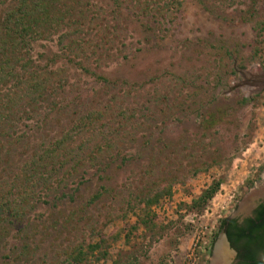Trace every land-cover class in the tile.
<instances>
[{
    "label": "rangeland",
    "instance_id": "374dc122",
    "mask_svg": "<svg viewBox=\"0 0 264 264\" xmlns=\"http://www.w3.org/2000/svg\"><path fill=\"white\" fill-rule=\"evenodd\" d=\"M57 1L87 17L45 27L30 70L1 62L23 80L0 104V264H212L221 221L264 186V0ZM71 133L76 159L46 175Z\"/></svg>",
    "mask_w": 264,
    "mask_h": 264
},
{
    "label": "trees",
    "instance_id": "16d2710c",
    "mask_svg": "<svg viewBox=\"0 0 264 264\" xmlns=\"http://www.w3.org/2000/svg\"><path fill=\"white\" fill-rule=\"evenodd\" d=\"M15 2L18 4L17 9L7 12L3 18V24L0 25V30L3 32L14 31L17 35L14 34L15 36L9 39L6 36L3 37V44H0V66L1 62L5 60H7L6 62L12 61L10 58L14 56L16 63H20L23 60L25 61L23 66L27 71L30 70L31 58L28 57L27 59L23 57V52H21V50H24V54L27 55V52L32 50L33 45L42 40L41 38L44 35L45 27H49V29L54 28V30L57 31L59 27L65 26V20L68 17L71 18L70 20L77 19L75 23H79L81 19L87 17L86 12L88 11L87 9L82 10L79 12L80 16L74 18V12L66 8V5H61V7H59V5H57V0H16ZM156 2H163L162 8H168V10H171L173 6L179 7L182 5L181 0H146L144 4H147V7L145 9L154 10L152 6H154L153 4L156 5ZM96 18L98 17H95V15L90 17L91 23H94L97 20ZM69 35L70 33L59 35L58 41L62 42L64 38L69 37ZM76 42L80 45V42ZM83 54L85 55V51H83ZM9 68L10 69H7L1 66L0 69L1 106H4L2 97L3 92H7L5 93V97H9L12 95L10 93L11 85L14 84V82L20 83L23 80L20 76L22 75L20 71H17V73L14 72L15 67L13 68L12 65ZM27 79L30 80V82H28L29 88L33 84V88L39 90L40 85L36 81L37 74L35 72L31 71V76L30 78L28 76ZM26 82L27 81H24L23 83ZM9 83L11 84L9 85ZM12 99L13 98H11V100ZM11 100L8 101L12 102ZM3 117L4 114L0 112V122L3 121ZM90 118H93L92 115L89 116L88 120H92ZM77 126L75 130L80 133L86 129L88 124L81 122ZM73 139L74 135L71 133L66 134L61 139L54 140L51 146L44 152V156L39 158V162H43L47 159L58 160L56 164L57 167H54V169H52L53 171L51 170L46 173V175L51 176V174H56L57 170H61L64 166L68 165L70 161L76 159V156L73 155V150L68 147V144ZM39 162L36 161L35 164L39 165ZM55 168H57V170ZM46 175L40 174V178H44ZM216 190L217 187L213 188L207 194L205 193V195L199 200H196L194 204L196 205L199 204L200 201L205 202V200L211 199ZM155 202H157V198L151 199L147 197L141 200L140 204L144 211H147ZM255 216V218L247 220L242 226L238 225L236 221H232L226 230L230 242L239 250L240 264H263L257 260L256 255L259 249H264V205L260 206ZM227 221L228 219H223L221 223L225 225ZM78 253L77 256L70 254L71 256L66 260V264H83L87 260L88 253L84 252L83 249Z\"/></svg>",
    "mask_w": 264,
    "mask_h": 264
},
{
    "label": "flooded vegetation",
    "instance_id": "af4514ba",
    "mask_svg": "<svg viewBox=\"0 0 264 264\" xmlns=\"http://www.w3.org/2000/svg\"><path fill=\"white\" fill-rule=\"evenodd\" d=\"M261 77V78H260ZM258 78H260V83L262 85H264V72L260 73V74H257V77H256V81H258ZM258 93V92H257ZM261 94H264V89L261 91ZM258 94H256L257 96ZM264 199V197H262ZM263 199H260V200H257L256 203L258 202V204L256 206L253 207V205L250 207V209L247 211V212H243L238 215H234V216H231V217H228L226 219H228L227 223L224 225L222 223H220V231L224 234H226L227 238H228V235H227V227L229 226V224L233 221H236V223L240 226L244 225L245 222L249 219H252V218H255V213L256 211L260 208V206L264 205V200ZM228 241H229V248H228V251L231 253V256H230V259L228 261L229 264H240L241 263V260L239 259V250L230 242L229 238H228ZM217 246V244L215 245V247ZM214 247V248H215ZM257 260L261 263L264 264V249H259L258 252H257ZM227 263V264H228Z\"/></svg>",
    "mask_w": 264,
    "mask_h": 264
},
{
    "label": "bare ground",
    "instance_id": "6f19581e",
    "mask_svg": "<svg viewBox=\"0 0 264 264\" xmlns=\"http://www.w3.org/2000/svg\"><path fill=\"white\" fill-rule=\"evenodd\" d=\"M262 196H264V186L259 191H255L252 195L248 196V198L245 200L243 204L244 205L243 210L246 212V210L250 208V203L252 202L251 205H253L254 201ZM230 256L231 253L228 251L226 243L220 239L216 246L215 255L212 260V264H227L230 259Z\"/></svg>",
    "mask_w": 264,
    "mask_h": 264
},
{
    "label": "water",
    "instance_id": "95a60500",
    "mask_svg": "<svg viewBox=\"0 0 264 264\" xmlns=\"http://www.w3.org/2000/svg\"><path fill=\"white\" fill-rule=\"evenodd\" d=\"M247 198H248V197H247ZM263 200H264V199H263ZM257 204H258V202H257V203L254 202V203H253V207L256 206ZM236 215H238V213H237ZM220 239L223 240V241L226 243L227 247L229 248L230 244H229V241H228V238H227L226 234L222 233L221 236H220ZM215 250H216V247H215ZM214 255H215V253H214ZM213 258H214V257H213ZM228 264H229V263H228Z\"/></svg>",
    "mask_w": 264,
    "mask_h": 264
}]
</instances>
